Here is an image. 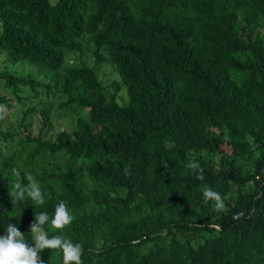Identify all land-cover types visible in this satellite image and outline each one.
Returning a JSON list of instances; mask_svg holds the SVG:
<instances>
[{
    "label": "trees",
    "instance_id": "1",
    "mask_svg": "<svg viewBox=\"0 0 264 264\" xmlns=\"http://www.w3.org/2000/svg\"><path fill=\"white\" fill-rule=\"evenodd\" d=\"M85 37L95 68L64 67ZM0 53L18 105L60 90L74 119L48 137L45 106L39 135L0 130V236L11 223L34 246L35 213L63 201L72 223L45 231L81 244V264H264V0H0ZM21 61L49 83L6 71ZM103 64L125 103L98 80ZM25 174L43 205L12 203ZM205 185L225 211L203 202ZM38 255L63 264L60 249Z\"/></svg>",
    "mask_w": 264,
    "mask_h": 264
},
{
    "label": "clouds",
    "instance_id": "2",
    "mask_svg": "<svg viewBox=\"0 0 264 264\" xmlns=\"http://www.w3.org/2000/svg\"><path fill=\"white\" fill-rule=\"evenodd\" d=\"M5 112V106L0 105V113ZM188 168L196 172V178L203 180V169L199 168L197 163L190 162ZM197 169L199 171L197 172ZM13 174L19 176L20 172L13 169ZM27 184L16 182L13 186L11 198L14 204L17 201H23L25 198L31 199L37 205L45 203L39 182L31 174H25ZM203 202L207 204L214 201V211H225V203L221 195L211 187L205 185L202 188ZM243 213H237L233 219H239ZM73 216L70 215L67 205L61 201L55 206L54 215L49 218L48 213H35L34 220L30 223V233L34 246H29L25 241V235L14 224H8L5 234L0 236V264H43L38 253L44 249H60L63 254V264H81L82 245L73 243L70 239L60 235H53L49 238L45 231V225L54 229H63L70 225Z\"/></svg>",
    "mask_w": 264,
    "mask_h": 264
},
{
    "label": "rangeland",
    "instance_id": "3",
    "mask_svg": "<svg viewBox=\"0 0 264 264\" xmlns=\"http://www.w3.org/2000/svg\"><path fill=\"white\" fill-rule=\"evenodd\" d=\"M88 37L84 38L82 41L81 52L76 53H66L64 67H86L95 68L94 58L92 57V46L88 42ZM4 54L0 53V65H2ZM8 73L12 72L20 77H25L28 74H32L36 79L43 83H49V78L45 75V71H40L35 65L29 63L28 61H21L15 66L9 67L6 70ZM98 80L106 88L108 93L113 92V84L117 83L120 86L118 92V102L125 103L126 101V91L122 84L119 74L115 69L109 64H103L100 69L97 70ZM0 94L5 95L10 99L12 107L9 109L5 107V112L0 113V130H11L12 132L18 133L22 130V126L28 128L32 135H39V127L41 125V120L39 116V110L45 106L50 107V122L51 128L48 137L69 130L71 126L74 125V119L69 111L60 109L61 102L65 99L64 95L60 90H53L52 94L42 95L36 101H31L30 104L18 105L15 102L13 96L10 94L9 89L4 88L3 82L0 81ZM26 95V94H25ZM36 108V113L29 115L23 121V114L27 108ZM204 158H208V155H203ZM216 162V167L220 169L219 161L220 155L213 157Z\"/></svg>",
    "mask_w": 264,
    "mask_h": 264
}]
</instances>
